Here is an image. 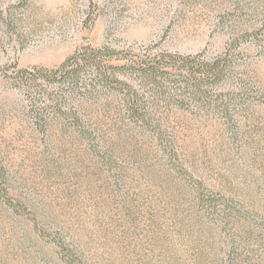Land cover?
Masks as SVG:
<instances>
[{
  "label": "rangeland",
  "instance_id": "obj_1",
  "mask_svg": "<svg viewBox=\"0 0 264 264\" xmlns=\"http://www.w3.org/2000/svg\"><path fill=\"white\" fill-rule=\"evenodd\" d=\"M235 36L240 71L264 95V0H0V264H226L233 244L263 254L264 105L243 113L235 137L203 114H159L194 174L253 217L221 224L168 177L156 143L117 128L107 136L117 155L106 164L61 124L37 133L5 81L110 38L213 58Z\"/></svg>",
  "mask_w": 264,
  "mask_h": 264
},
{
  "label": "trees",
  "instance_id": "obj_2",
  "mask_svg": "<svg viewBox=\"0 0 264 264\" xmlns=\"http://www.w3.org/2000/svg\"><path fill=\"white\" fill-rule=\"evenodd\" d=\"M240 38L233 37V44L213 58L122 45L110 38L98 46L79 48L54 68L14 69L5 81L17 95L16 109L37 133L47 136L54 123L61 124L108 164L115 161L117 150L107 136L126 127L132 135L156 143L168 177L185 189L200 214L221 224L232 217L252 221L240 200L211 188L194 174L180 156L166 119L159 115L161 110L174 109L203 114L235 137L243 113L264 105L263 93L240 71L244 56ZM2 114L0 102V119ZM109 118L114 123L105 130ZM4 172L0 159L5 180ZM260 218L257 232L264 233ZM229 254L226 264H264V253L258 250L256 258L233 244Z\"/></svg>",
  "mask_w": 264,
  "mask_h": 264
}]
</instances>
